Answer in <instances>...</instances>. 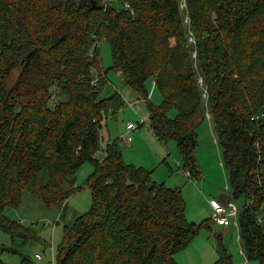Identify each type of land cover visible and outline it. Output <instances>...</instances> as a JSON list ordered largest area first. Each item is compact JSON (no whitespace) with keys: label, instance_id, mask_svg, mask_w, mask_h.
Here are the masks:
<instances>
[{"label":"trees","instance_id":"trees-1","mask_svg":"<svg viewBox=\"0 0 264 264\" xmlns=\"http://www.w3.org/2000/svg\"><path fill=\"white\" fill-rule=\"evenodd\" d=\"M123 2L133 11L104 0H0V229L12 239L0 246V264H7L3 253L23 255L37 238L6 210L20 208L30 189L62 211L81 189L76 173L86 162L95 167L87 181L92 207L64 227L55 264H179L174 255L214 221H188L181 189L126 163L117 141L103 160L96 157L103 123L125 107L120 92L103 95L110 72L120 71L145 100L152 77L163 99L147 103L149 128L164 142L176 140L179 167L201 177L196 148L204 112L179 0ZM185 4L230 196L244 197L237 214L244 254L264 264V0ZM102 41L112 53L108 70ZM56 88L64 99L51 107ZM219 244L213 264H235ZM21 264L33 262L23 257Z\"/></svg>","mask_w":264,"mask_h":264},{"label":"rangeland","instance_id":"rangeland-1","mask_svg":"<svg viewBox=\"0 0 264 264\" xmlns=\"http://www.w3.org/2000/svg\"><path fill=\"white\" fill-rule=\"evenodd\" d=\"M119 1L123 0H111V5L121 10ZM179 6L180 13L183 15L182 22L187 31V40H189L191 47L190 53L193 57V67H195V76L199 85L198 91L202 99L201 108L204 112V122L197 130L199 144L196 148V159L201 169V177H187L185 170L176 163V160L180 161L181 157L180 151L177 150L176 140L169 139L164 142L156 137L149 128L147 103L151 102L158 106L163 99L152 77L146 80L148 99L145 100L125 85L120 71L110 72V85L103 95L109 96L114 92H120L124 98L125 107L119 112L116 119H110L103 123L101 150L96 154V157L103 160L105 158L104 149L108 143L117 141L126 163L150 170L151 178L155 182H164L173 189L179 187L183 192L185 204H187L185 212L187 220L202 223L206 218H210L211 203H209V200L211 198L220 200L221 203L227 201L224 204L228 206L231 204L239 211L242 210L245 202L244 197L239 199L230 197V175H228V169L223 159V149L218 143L219 139L215 130V122L212 119L210 99L206 91L205 80H203L204 67L199 63L198 53H196L195 40L191 35L189 18L187 12H185V0H179ZM100 49L103 67L108 70L113 65L110 46L106 41H102L100 42ZM94 74L97 76L96 71ZM16 76L17 72L15 71L9 79L8 88L12 87ZM95 82H97V79ZM52 94L57 97V102L64 99V95L61 96L57 88L56 90L51 89ZM55 104L52 101L49 102L51 107ZM171 109L168 111L170 118L177 114L176 109ZM140 118H142L145 125L140 126L129 135L132 142L128 143L125 136L127 125L137 122ZM94 170L95 167L92 162H86L78 169L76 184L81 189L71 197L62 211L56 207L45 205L30 192V189L24 193L23 204L20 208L7 209L5 213L8 218L32 227L37 238L30 240L21 249L23 255L5 252L1 255V259L7 264H21L23 257H28L33 264H53V254L56 259L58 246L62 242L64 227L72 226L79 216L90 211L92 207L93 200L87 181ZM238 224L237 214L229 229L217 225L214 221L209 222V225L203 226L199 230L200 232L190 241L189 246L174 255V259L179 264H213L218 260L219 241H221L226 245L235 264H262L255 260H248L245 256ZM220 233L222 234L221 238L217 236ZM11 245V237L0 229V246Z\"/></svg>","mask_w":264,"mask_h":264},{"label":"built area","instance_id":"built-area-1","mask_svg":"<svg viewBox=\"0 0 264 264\" xmlns=\"http://www.w3.org/2000/svg\"><path fill=\"white\" fill-rule=\"evenodd\" d=\"M121 4V9L133 11L130 4L127 2L119 1ZM104 3L106 6L111 5V0H104ZM112 6V5H111ZM51 101L54 103H57L58 99L55 95L52 96ZM144 126L145 123L140 118L135 123H130L127 125V133H126V140L131 141V137L129 136L132 132L136 131L137 128L140 126ZM178 163V161H176ZM180 165V163H178ZM186 176L189 177V173L186 172ZM209 203H211V211H210V217L214 220V223L219 224L221 226H230L233 223L234 217L236 214H238L239 210L232 206L231 204L228 206L224 203H221L219 200H215L211 198L209 200ZM40 258V256H38ZM53 264H55V257L53 254Z\"/></svg>","mask_w":264,"mask_h":264},{"label":"crops","instance_id":"crops-1","mask_svg":"<svg viewBox=\"0 0 264 264\" xmlns=\"http://www.w3.org/2000/svg\"><path fill=\"white\" fill-rule=\"evenodd\" d=\"M128 142V141H127ZM132 142V141H131ZM131 142H128V143H131ZM176 156H177V153H176ZM178 157V156H177ZM176 157V158H177ZM178 159V158H177ZM176 161H179V160H176ZM230 194H231V192H230ZM231 197V196H230ZM226 199V198H225ZM229 200V199H228ZM220 201V200H219ZM227 202V201H226ZM228 203H229V201H228ZM217 225H219V224H217ZM221 226V225H220ZM223 227H228V226H223ZM229 227H231V226H229ZM229 227H228V229H229ZM220 232V231H219ZM217 236H222V234L220 233V234H217Z\"/></svg>","mask_w":264,"mask_h":264}]
</instances>
